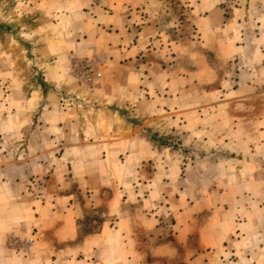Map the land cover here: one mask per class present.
I'll return each mask as SVG.
<instances>
[{
	"label": "crops",
	"instance_id": "crops-1",
	"mask_svg": "<svg viewBox=\"0 0 264 264\" xmlns=\"http://www.w3.org/2000/svg\"><path fill=\"white\" fill-rule=\"evenodd\" d=\"M47 1L50 15L59 18L54 15L59 0ZM64 1L72 6L75 2L83 9L80 15L84 23H78L75 36H83L85 42L78 46L82 43L75 41L70 49H78L82 54H73L72 57H90L93 51H98L94 44H100V39L106 52L114 54L111 68L123 77L115 79L113 89L117 93L109 96L108 101L122 107L131 106V103L135 106L141 86H147L155 93H146L163 92L164 99L171 94L180 95L189 101H201L206 107L209 102L221 100L261 102V95L253 91L249 82L253 76L259 77L264 72V0L239 2L240 7H234L229 16L223 7L229 0H177L180 8L190 7L187 14L196 25L195 31L201 41H189L186 37L179 40L172 46L177 52L171 58H167L169 43L163 20L169 15L167 0ZM193 51L197 54L191 58ZM237 60L251 77L237 83L236 80L226 81V77L234 76ZM193 90L197 91L196 97L190 98ZM133 94H137L134 99ZM60 115L53 110L43 113L46 131H59ZM95 115L99 117L98 121L86 125V128L113 134L92 146L107 151L106 155L103 152L89 161L78 159L73 153L86 145L81 140L68 139L63 145L66 150L64 158L54 162L44 160V163L39 158V170L44 171L47 163L65 164L68 169L72 167L71 171L67 170L68 174L64 172L67 177L63 184L66 182L67 190H61L58 183L51 182V187L39 190L38 198L19 185H13L12 179L0 172V244L6 246L7 242L16 239L26 242L22 244L29 242L30 251L34 249L35 253L30 257L32 260L39 257L41 264L45 261L52 264H205V259L213 255L208 254V250L213 252L214 246L223 243L234 229L253 224L247 221L250 217L244 216L251 213L249 208L236 206V203L234 207L233 200L228 210L225 208V212L217 213L197 201L195 209H199L198 212L209 210L213 213L207 215L210 218L206 222L201 220L204 217L197 218L199 214L193 215L189 208L192 193L173 184L171 171H164L163 175L138 173L133 167L134 159L141 157L137 152L140 144L134 138L138 129L118 124L104 126L108 121L113 122L115 114L111 111ZM213 117L215 121L220 118L214 111ZM70 124L67 125V137H71V132L77 128L72 122ZM213 125L210 129L205 128L209 134L205 143L214 147L230 145L238 148L234 141L226 143L229 139L225 136L227 130L221 132ZM236 126L234 124L229 133L236 132ZM200 128L204 129V126H197L195 131H202ZM242 133L239 141L243 139L246 143L247 140L244 147L248 145L251 150L250 136L244 130ZM76 141L80 142L75 144ZM60 143V139L52 141L57 149ZM41 147L39 145V151ZM146 156L145 159H149V154ZM243 161L242 164L250 165ZM217 164L219 170L221 164ZM223 170L219 175L234 173L232 169ZM60 174L57 171L52 173V179ZM73 180L84 183L80 188L82 191L68 189ZM241 189L246 194L244 184ZM225 190L235 196V190ZM199 193L196 191L195 196ZM229 193L224 195L227 197ZM28 237L37 239L30 242L32 238ZM191 243L195 252L187 253L185 249H189ZM30 257L16 259L11 251L0 249V260L4 259L6 264H18Z\"/></svg>",
	"mask_w": 264,
	"mask_h": 264
},
{
	"label": "rangeland",
	"instance_id": "rangeland-1",
	"mask_svg": "<svg viewBox=\"0 0 264 264\" xmlns=\"http://www.w3.org/2000/svg\"><path fill=\"white\" fill-rule=\"evenodd\" d=\"M167 1L169 15L163 20L169 43L167 58H171L177 52L172 46L179 40L186 37L189 41L200 42L201 37H198L196 25L187 14L190 7L180 8V1ZM229 1L223 5L227 16L234 7H240L239 2H245ZM47 4L46 0H0V172L11 178L13 185H19L22 190L38 198L39 190L51 187V182L58 183L61 190H67L66 182H63L66 180L67 170L71 171L72 167L68 169L65 164L47 163L42 166L44 171L39 170V158L43 159V163L44 160L51 159L54 162L55 159L64 158L66 150L63 145L68 139L85 143L86 146L78 145L81 149L73 153L78 159L89 161L103 152L106 155L107 151L92 146H97L113 134L106 131L98 133L94 128L89 131L86 125L91 126L98 121L99 117L96 118L95 113L111 111L115 114L113 122L108 121L104 126L118 124L138 129L134 138L140 144L137 152L141 157L135 158L133 164L137 172L163 175L164 171H171L173 184L192 193L189 196V208L193 215L199 214L197 218L204 217L201 220L206 222L210 218L207 215L213 214L209 210L198 212L199 209H195L197 201L216 213L225 212V208L228 210L232 206L231 200L233 206L236 203V206H246L251 211L244 216L250 217L247 221H252L253 224H244L240 229H234L235 232L223 243L214 246L213 252L208 250V254L213 255L205 259V264H264V72L259 77L253 76L249 82L253 91L261 95V102L245 100L235 102L239 104L236 105L230 100L215 103L208 101L210 104L206 107L201 101H189L180 95L171 94L164 99L163 92L157 91L152 95L146 92L155 93L153 89L150 91L147 86H141L139 98L134 101L135 106L131 103V106L122 107L108 101L109 96L117 93L113 89L115 79L123 76L111 68L114 54L106 52L100 37V44L94 45L98 46L97 53L104 58L103 87L88 90L78 84L70 74V57L73 54H82L78 49L74 51L70 48L76 40L82 43L78 46L85 42L83 36H75L78 23H84L80 15L83 12L82 7L75 2L72 6V3L59 0L54 15L60 17L54 19ZM84 10L88 9L84 7ZM79 32L82 34V31ZM43 49L46 50L45 53H42ZM191 54L193 58L197 53L193 51ZM232 75L234 76L226 77V81L236 80L237 83L251 77L238 60ZM236 87L240 85L236 84ZM196 92L193 90L190 98H195ZM136 96L137 94H133L132 98ZM52 110L62 116L59 131L56 133L46 131L48 129L42 117L44 112ZM213 111L215 116H220L218 121H215ZM71 122L77 128L71 132V137H67V125ZM213 123L219 131L227 130L225 136L229 139H226V143L234 141L235 144L238 143V148L230 145L228 147L231 149L226 145L214 147L205 143L209 138L205 128L210 129ZM234 124H237L236 132L229 133L232 132ZM197 126H204V129L195 131ZM242 129L250 136L251 150L248 145L244 147L247 140L246 143L243 139L239 141V137L243 136ZM65 130L66 133L63 132ZM57 139L61 141L58 149L56 145H52V141ZM39 145L42 146L40 151ZM147 154L149 159H145ZM243 160L250 165L242 164ZM217 163L221 164L219 170ZM223 169H232L234 173L228 176L219 175L225 171ZM56 171L61 174L52 179V173L55 174ZM83 184L73 180L68 189L82 191L80 188L84 187ZM243 184L246 194L241 189ZM227 188L235 190V196L232 197V193L225 190ZM196 191L200 192L198 196H195ZM225 192L229 193L227 197ZM27 239L31 242L37 238ZM14 245L7 242L6 246L0 244V249L11 251L16 259L35 254L34 249L24 251ZM188 247L189 249H185L187 253L195 252L192 243ZM32 258L27 261L22 259L18 264L42 263L39 262V257ZM4 261L0 260V264H6ZM44 264L52 262L45 261Z\"/></svg>",
	"mask_w": 264,
	"mask_h": 264
},
{
	"label": "built area",
	"instance_id": "built-area-1",
	"mask_svg": "<svg viewBox=\"0 0 264 264\" xmlns=\"http://www.w3.org/2000/svg\"><path fill=\"white\" fill-rule=\"evenodd\" d=\"M69 62L70 74L82 87L88 90H95L103 87L105 78L104 58L96 51L93 52L91 57L87 58L70 57ZM11 243H14L16 248H20L24 251L28 250L29 248L27 246L30 245L29 242L27 244H22L19 240H12Z\"/></svg>",
	"mask_w": 264,
	"mask_h": 264
}]
</instances>
